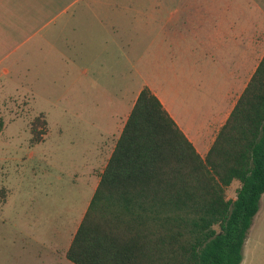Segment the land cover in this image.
<instances>
[{"label":"rangeland","instance_id":"374dc122","mask_svg":"<svg viewBox=\"0 0 264 264\" xmlns=\"http://www.w3.org/2000/svg\"><path fill=\"white\" fill-rule=\"evenodd\" d=\"M107 1L100 14L107 29L101 31L96 21L94 41L86 45L90 54L82 48L75 55L71 32L63 62L56 54L47 55L40 68L33 56L32 71L39 72L33 86L0 81V264H75L55 260L54 251L66 245L78 225L108 159L115 119L122 115L126 99L131 101L141 77L160 85L158 70L173 67L181 75L187 62L209 63L199 54L198 37L200 20L211 15L216 1L225 16L231 17L238 1L241 17L249 14V0H191V6L188 0H160L162 15L171 3L177 6L181 19L173 26L186 34V39L168 38L161 32L162 42L158 16L153 17L157 0ZM184 17L186 22L191 17L190 25H182ZM164 65L167 70L161 69ZM108 66L118 74L126 68V92L124 78H111ZM176 83L184 87L181 77ZM187 101L182 105H210L209 98ZM40 113L46 119L45 126H39L42 139L31 142V123Z\"/></svg>","mask_w":264,"mask_h":264},{"label":"trees","instance_id":"16d2710c","mask_svg":"<svg viewBox=\"0 0 264 264\" xmlns=\"http://www.w3.org/2000/svg\"><path fill=\"white\" fill-rule=\"evenodd\" d=\"M43 116L32 120L31 142L42 139ZM263 191L264 54L204 157L144 85L66 256L76 264H239Z\"/></svg>","mask_w":264,"mask_h":264},{"label":"crops","instance_id":"0c3cea01","mask_svg":"<svg viewBox=\"0 0 264 264\" xmlns=\"http://www.w3.org/2000/svg\"><path fill=\"white\" fill-rule=\"evenodd\" d=\"M190 1L188 0L189 5ZM108 2L107 0H0V81H4L7 85L30 87L32 81L39 79V72L32 71L33 56L39 60L40 68L42 63L47 62V55L56 54L59 57L57 60L63 62L68 52L65 44L67 35L71 32H75V55L79 54L82 48H87L86 53L90 54L92 51L86 45L94 41L95 23H101V31L107 29L102 25L104 21L100 19V14L103 12L102 7ZM171 4L164 11V15L161 9L163 3L160 0H157L153 9L154 19L158 16L157 34L162 42L164 38L160 36L161 32L163 37L176 38L178 35L186 39V34L181 29L177 32L176 27L173 26L176 19H181V15L177 16V6ZM240 6V1L236 2L237 10H232L231 17L225 16L221 2L216 1L211 7V15L201 18L202 25L198 37L201 45L199 54L209 63L192 65L187 62L181 75H178L173 67L168 69V66H160L162 70L168 69L167 72L158 70V78L163 82L160 85L158 82H150L144 76L141 77L140 83L135 86L131 101L128 103L126 99L122 115L115 119L111 129L115 133L107 157L110 156L133 102L144 85L158 96L198 153L202 157L206 155L218 129L226 120L264 54V0H249V14L245 18L241 17ZM148 15L150 16L151 12ZM190 20L191 17H188L189 25ZM187 22L186 17L182 18V25ZM188 49V54L192 55L194 51L191 47ZM197 68L199 73H195ZM106 69L111 71V78L120 81L124 78L126 92L128 86L126 68L124 73L120 69L119 74L114 66H108ZM31 71L34 75L30 79ZM178 77L184 82L182 89L176 83ZM94 78L96 79V76ZM190 98H209L210 105L183 106L182 100L189 101ZM182 107H184L183 112ZM238 185L239 182L233 180L227 186L228 197H235ZM72 236L66 245L55 249V260H70L66 256V250ZM245 260L247 261L244 262ZM62 264L66 262L63 261ZM239 264H264V191L247 231L243 244V257Z\"/></svg>","mask_w":264,"mask_h":264}]
</instances>
